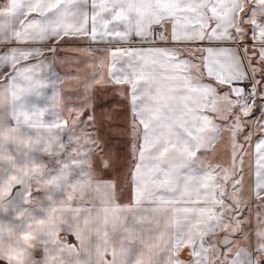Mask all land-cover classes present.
<instances>
[{"label":"snow or ice","instance_id":"snow-or-ice-1","mask_svg":"<svg viewBox=\"0 0 264 264\" xmlns=\"http://www.w3.org/2000/svg\"><path fill=\"white\" fill-rule=\"evenodd\" d=\"M33 68L78 81L156 264H264V0H0V78Z\"/></svg>","mask_w":264,"mask_h":264},{"label":"crops","instance_id":"crops-1","mask_svg":"<svg viewBox=\"0 0 264 264\" xmlns=\"http://www.w3.org/2000/svg\"><path fill=\"white\" fill-rule=\"evenodd\" d=\"M9 63L14 71L19 67ZM77 83L63 75L53 81L39 68L0 78V229L7 214H14L18 230L22 213H45L52 236L34 242L44 245L45 264H156L167 237L153 233L141 240L134 219L139 205L122 200L127 185L114 189L84 160L89 141L79 133H88L80 129L87 109L71 98ZM14 237L20 247V232ZM11 259L0 250V261Z\"/></svg>","mask_w":264,"mask_h":264},{"label":"rangeland","instance_id":"rangeland-1","mask_svg":"<svg viewBox=\"0 0 264 264\" xmlns=\"http://www.w3.org/2000/svg\"><path fill=\"white\" fill-rule=\"evenodd\" d=\"M76 113V112H75ZM77 135V134H76ZM79 136H83L85 141L88 142L91 139V134L89 133H79ZM89 144V143H88ZM86 144V146L88 145ZM84 160H86L87 164H90V169L94 168L96 171H100L103 175V170L101 169L99 163L96 160V154L94 151H89L85 149ZM106 163L111 162L115 159L113 153L109 151L105 154ZM126 176V172L124 173ZM126 180L123 181L122 186L126 187ZM46 214H29L22 213L21 214V229H14V214H7L6 216V228L0 229V233L4 231L5 233V250L3 249V244L0 245V250L5 252L6 256H9V253L13 251L15 248L21 251V264H45V251L44 245H36L35 239L37 236L42 237H51L52 233L49 230H46L45 224ZM36 222V223H35ZM40 225V226H39ZM14 232L16 235L20 232L21 235V244L19 247L17 238L14 237ZM1 236V234H0ZM16 240V241H15ZM16 242V243H15ZM41 257V258H39ZM10 264L11 260L7 261ZM0 264H6V260L0 261Z\"/></svg>","mask_w":264,"mask_h":264},{"label":"clouds","instance_id":"clouds-1","mask_svg":"<svg viewBox=\"0 0 264 264\" xmlns=\"http://www.w3.org/2000/svg\"><path fill=\"white\" fill-rule=\"evenodd\" d=\"M9 255L11 256V262L10 264H21V251L20 250H13L9 253ZM6 264H8V262L6 261Z\"/></svg>","mask_w":264,"mask_h":264}]
</instances>
